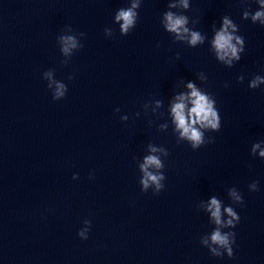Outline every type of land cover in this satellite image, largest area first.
I'll return each mask as SVG.
<instances>
[{
    "label": "clouds",
    "instance_id": "clouds-1",
    "mask_svg": "<svg viewBox=\"0 0 264 264\" xmlns=\"http://www.w3.org/2000/svg\"><path fill=\"white\" fill-rule=\"evenodd\" d=\"M256 3L259 4V10H256L254 13L249 10H245L242 13V18L248 20L249 17L253 23L259 22L260 25L264 26V0H256ZM140 7V0H132L131 7L120 8L115 15V20L120 23V32L122 35H127L136 25L138 13L137 8ZM169 8H176L175 4H169ZM180 7L183 9H189V0H180ZM189 23V18L186 15H178L172 11H166L163 13V24L164 28L169 33H175L176 38L183 40L186 38V34L190 36L188 43L192 46L197 45L198 43H203V37L199 31H191L186 25ZM231 29V31H229ZM105 31H110L105 29ZM237 31V25L233 23L227 15L222 17V26L218 31L215 32V37L212 41L213 47L216 50L218 59L224 61L226 57L229 59L226 61L228 64L232 63V59L239 60L241 56L239 53L244 51V38L242 36L234 35ZM83 35V33H81ZM60 41L63 45L62 51L65 54H68L70 49L77 46L76 41L73 36H61ZM235 41V43L233 42ZM239 45V47L237 46ZM51 79V73H46ZM72 77L69 76V80ZM239 81H243V76L238 77ZM52 83H55V89L52 94L53 100H60L65 97L67 93V85L59 82H50L48 87H52ZM264 83V76L256 75L248 84L250 89H256L260 84ZM227 86V85H226ZM187 87L191 90L190 96L188 97L191 100L192 107L188 112V119L185 116V104L183 103L185 97L181 95L178 99L180 103H176L172 108V113L176 122V125L179 129L182 130L181 135L186 137L192 142V148H198L202 143V133L198 131L193 125L199 124L201 127H210L214 130H219L221 127V119L218 114L217 109L213 107V101L201 94L197 90L196 86L193 83H188ZM119 111V109H117ZM126 119V117H125ZM210 140L208 143H211ZM259 144L253 145V152L259 148ZM151 151L155 152L157 149L152 148ZM260 156L264 157V150L260 152ZM154 166L159 169L162 167L161 161L155 155H149L145 158L144 163L140 166L141 170L144 173V178L141 181L143 188L147 189L149 183L151 182L156 186L159 193L164 185L160 183L165 177L160 174H153L148 171L149 167ZM91 178V177H90ZM258 181H253L249 188L251 191H257ZM230 195L239 201L241 206L244 204L243 197L235 190L230 192ZM208 211L211 213V217L215 221L216 225H221L224 227L234 228L239 222V215L233 211L231 207L225 208L224 211L228 214L230 219L225 222L221 220V204L220 201L213 197L208 204ZM88 223V221H86ZM89 232V229L80 230L78 235L82 239H87L88 236L86 233ZM211 243L217 245L219 248L225 249L228 254V257H233V247L235 243V233H222L219 229L215 230L210 237ZM205 244H208V241H204ZM210 252L213 256L221 257L223 253L218 251L217 248H210Z\"/></svg>",
    "mask_w": 264,
    "mask_h": 264
}]
</instances>
